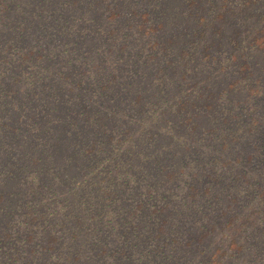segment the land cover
Here are the masks:
<instances>
[{"label":"rangeland","instance_id":"374dc122","mask_svg":"<svg viewBox=\"0 0 264 264\" xmlns=\"http://www.w3.org/2000/svg\"><path fill=\"white\" fill-rule=\"evenodd\" d=\"M0 264H264V0H0Z\"/></svg>","mask_w":264,"mask_h":264}]
</instances>
